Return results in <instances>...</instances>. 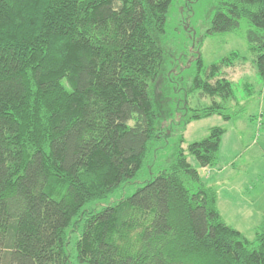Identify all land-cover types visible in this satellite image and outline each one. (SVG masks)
Returning <instances> with one entry per match:
<instances>
[{
  "label": "trees",
  "instance_id": "1",
  "mask_svg": "<svg viewBox=\"0 0 264 264\" xmlns=\"http://www.w3.org/2000/svg\"><path fill=\"white\" fill-rule=\"evenodd\" d=\"M175 1L0 0V264H71L74 234L79 264H264V222L254 241L228 225L217 192L188 159L215 167L222 127L187 149L181 137L145 185L87 208L157 157L162 43ZM242 20L264 80V0H217L204 37L235 32ZM195 58L189 93L213 101L184 126L230 121L225 70L243 57L207 67Z\"/></svg>",
  "mask_w": 264,
  "mask_h": 264
},
{
  "label": "rangeland",
  "instance_id": "2",
  "mask_svg": "<svg viewBox=\"0 0 264 264\" xmlns=\"http://www.w3.org/2000/svg\"><path fill=\"white\" fill-rule=\"evenodd\" d=\"M216 3L217 0H176L170 8L168 31L171 38L161 43L167 54L165 76H169V72L173 79L172 85L165 80L166 77L159 84L157 104L161 114V138L154 147L157 157L151 163L153 166L147 164L131 184L105 200L90 204L88 209L100 210L115 204L145 185L169 165L181 137L185 140L183 148L187 149L190 144L208 137L212 128L222 127L226 134L219 160L215 167H209L216 168L215 171L225 168L222 174L219 173L221 175L208 183L206 176L209 172L201 168L193 156L188 159L200 171L207 185L216 186L218 196L224 201L221 210L227 224L250 241L255 240L257 229L264 222V80L258 76L252 63L254 56L247 41L250 26L246 20H242L235 32L204 37ZM197 52L202 55L206 67L233 52L243 57L225 70L235 94V100L226 104L232 116L228 122L220 116H213L184 126L185 119L191 117L195 109L208 106L213 101L198 92L189 93ZM216 100L219 101L218 98ZM76 238L77 234H74L68 248L71 264H79L75 258Z\"/></svg>",
  "mask_w": 264,
  "mask_h": 264
},
{
  "label": "crops",
  "instance_id": "3",
  "mask_svg": "<svg viewBox=\"0 0 264 264\" xmlns=\"http://www.w3.org/2000/svg\"><path fill=\"white\" fill-rule=\"evenodd\" d=\"M222 144V143H221ZM205 171H208L209 172V175L208 176H206L207 177V182L209 183V182H213L214 180H215V178L218 176V175H221L223 172H224V169L223 170H219V171H215V169H210L209 167L208 168H203ZM219 173H221V174H219ZM206 182V183H207ZM216 182V181H215ZM214 182V183H215ZM210 186V185H209ZM211 187L213 188V189H215V191H216V186L215 185H211ZM217 192V191H216ZM217 195H218V193H217ZM223 200H222V198H220V196H218V208H219V210H220V213H221V215H222V206H221V204H223ZM222 217H223V215H222ZM223 219H224V217H223ZM226 222V221H225ZM227 223V222H226ZM262 224V223H261ZM260 224V225H261Z\"/></svg>",
  "mask_w": 264,
  "mask_h": 264
}]
</instances>
